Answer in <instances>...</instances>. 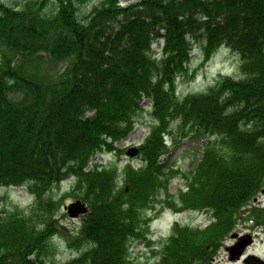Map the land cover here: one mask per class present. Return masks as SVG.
Segmentation results:
<instances>
[{"label":"trees","instance_id":"16d2710c","mask_svg":"<svg viewBox=\"0 0 264 264\" xmlns=\"http://www.w3.org/2000/svg\"><path fill=\"white\" fill-rule=\"evenodd\" d=\"M23 1H0V186H26L35 202L0 209V264H134L146 210L169 196L167 135L201 141L178 202L214 220L175 223L149 264H206L242 215L264 225V207H251L264 188V0H97L84 16L95 0ZM196 45L205 62L221 47L238 54L239 73L182 96ZM143 114L138 167L90 166ZM70 177L89 208L76 231L51 196ZM58 235L76 250L67 261L56 260Z\"/></svg>","mask_w":264,"mask_h":264},{"label":"rangeland","instance_id":"374dc122","mask_svg":"<svg viewBox=\"0 0 264 264\" xmlns=\"http://www.w3.org/2000/svg\"><path fill=\"white\" fill-rule=\"evenodd\" d=\"M0 1L15 7H22L24 3L23 0ZM134 1L137 0H122V3L123 5H127ZM95 2L97 0L91 1L82 7L81 12L83 16L91 11ZM49 9H53V7ZM154 48L159 49V44L155 45ZM202 52L203 50L199 45L194 47L192 61L189 66V75L185 78L181 77L178 81V93L182 96L206 90L221 75H237L239 73V56L231 50L221 47L208 62L203 60ZM53 72L56 71L49 70V75L53 76ZM143 105L144 108L149 109L150 101L144 99ZM150 123V115H141L132 134L122 142L116 143L117 150L97 154L92 164L100 163L104 167L116 165L119 168L118 174L129 164L138 167L140 159L137 155H127V150L130 147H139L144 142L150 132ZM176 139L177 141L173 140L172 135L166 136V141L170 147V154L163 156L170 166V170L168 171L170 180L168 181V189L165 191L169 196L167 197L163 193V195L159 196L158 202L152 208L146 210L145 216L149 220V226L151 225L147 229L149 236L146 241L137 240L132 245L131 251L134 264H149L155 260L152 251L159 248L166 237L172 232L175 221H179L182 225H200L201 228L209 223L207 214L186 206L182 207L180 202H178L180 192L187 190L186 175L197 165L202 156L201 141L197 138H191L190 135ZM74 180L73 177H70L62 182L52 190L51 196L59 199L64 206L75 201L76 198L70 194ZM34 202L35 196L28 191L26 186H0V209L8 210L18 205L23 209H29ZM63 205L58 212V217L65 230L76 231L81 217L72 219L67 213L66 216L63 215L65 213ZM177 205L180 206L179 210H183V212L177 213ZM251 207L257 209L264 207V193L262 191L257 195L254 202H252ZM243 211L246 212V210ZM242 216L244 217L245 215ZM243 217L238 220L237 227L232 233L237 232L240 237L241 235L251 234L254 244L247 248V253H254L264 258V225L260 226L259 224L254 226L251 222L252 219ZM232 233L226 238L220 251L211 259L213 264H217L218 262L220 264H244L243 261H229L226 246L237 243L235 242L236 240L231 238ZM53 243L56 248L55 255L57 261H67L76 255L75 248L69 247L61 236L54 237Z\"/></svg>","mask_w":264,"mask_h":264},{"label":"water","instance_id":"95a60500","mask_svg":"<svg viewBox=\"0 0 264 264\" xmlns=\"http://www.w3.org/2000/svg\"><path fill=\"white\" fill-rule=\"evenodd\" d=\"M138 151L137 148H131L128 151V154L134 155ZM66 209L68 210V213L71 217H77L80 214H83L87 211V207L83 202L80 200L75 201L71 203L70 205L66 206ZM233 238H237L238 234L234 233L232 235ZM252 243V237L250 235H244L239 237L238 241L236 244L228 247L229 251V258L231 260H237L241 257L242 253L244 252L245 248ZM244 262L246 264H264V260H262L259 256L254 255V254H249L245 259ZM208 264H213V263H208Z\"/></svg>","mask_w":264,"mask_h":264}]
</instances>
